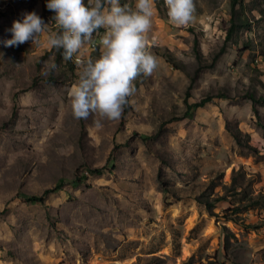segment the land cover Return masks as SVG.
Masks as SVG:
<instances>
[{
	"label": "rangeland",
	"instance_id": "obj_1",
	"mask_svg": "<svg viewBox=\"0 0 264 264\" xmlns=\"http://www.w3.org/2000/svg\"><path fill=\"white\" fill-rule=\"evenodd\" d=\"M231 1L194 0L177 27L153 0L157 68L110 121L74 118L69 97L105 29L75 61L44 38L7 47L27 13L59 29L47 0H0V264H264V0L226 40Z\"/></svg>",
	"mask_w": 264,
	"mask_h": 264
},
{
	"label": "clouds",
	"instance_id": "obj_2",
	"mask_svg": "<svg viewBox=\"0 0 264 264\" xmlns=\"http://www.w3.org/2000/svg\"><path fill=\"white\" fill-rule=\"evenodd\" d=\"M165 4L170 22L177 27L193 22L194 0H165ZM46 7L55 12L52 20L59 31H52L51 23L33 11L25 14L22 22L14 21L13 37L5 45L19 46L29 41L40 45L44 38L48 47L64 49V58L71 60L86 48L94 33L105 29L100 58L88 60L69 97L76 119L99 114L110 121L119 120L136 93L134 82L141 76H151L158 65L149 51L147 35L152 27L153 0H136L135 10L122 6L120 0H47ZM95 125L102 127L100 120Z\"/></svg>",
	"mask_w": 264,
	"mask_h": 264
},
{
	"label": "trees",
	"instance_id": "obj_3",
	"mask_svg": "<svg viewBox=\"0 0 264 264\" xmlns=\"http://www.w3.org/2000/svg\"><path fill=\"white\" fill-rule=\"evenodd\" d=\"M122 1V0H121ZM232 10H231V16H230V26L227 29V33H226V40H230L233 36V34L238 30V29H245V30H251L252 29V23L249 21L250 19L247 17V15L245 14V8L247 6V3L245 2V0H232ZM238 5H240V7H238ZM95 51L99 49L98 46H95ZM60 51L62 52V56L64 57V49H60ZM94 51V52H95ZM224 51V49H221V52ZM220 54V53H219ZM198 58L199 60L202 61V57L200 52H197ZM165 56L167 57V59L170 62H175L174 57L172 56V54L170 52L166 53ZM218 57V54L214 57V61L216 60V58ZM73 61L76 60V55L73 56V58L71 59ZM71 60H67V61H71ZM249 96L251 97V99L253 101H256V97L253 94H249ZM210 97H206L204 99H201L198 102H195L193 104H189V109L186 113V117H192L193 116V110L197 107V106H201L203 104H205V102L207 100H209ZM234 135L236 137L237 140L241 139V130L237 129V131H233ZM104 168V167H103ZM103 168L102 167H94V168H89L88 172L90 173H101L103 172ZM82 180H86L87 179V173H84L82 175ZM80 180V179H79ZM238 186L241 187V189H243L245 187V183H239ZM56 189V187L51 188V189H47L44 193H42L39 196H32L30 197L31 200L33 201H39L44 203L45 199H46V194L52 190ZM253 199V197H251V200ZM218 200V199H217ZM208 208L212 209L214 206V202L210 201V200H206L205 201ZM258 203V200L251 202L247 205L246 209L250 208L251 206H253L254 204ZM219 212V211H217ZM239 215H237L236 217L233 218V220L235 221L236 224H240L239 222ZM242 224H244L247 227H252V228H257L258 226L254 223H246L245 221L242 222ZM224 229L225 231H227V227L224 225Z\"/></svg>",
	"mask_w": 264,
	"mask_h": 264
},
{
	"label": "built area",
	"instance_id": "obj_4",
	"mask_svg": "<svg viewBox=\"0 0 264 264\" xmlns=\"http://www.w3.org/2000/svg\"><path fill=\"white\" fill-rule=\"evenodd\" d=\"M100 41H101V39H96V41L93 43V44H99L100 43Z\"/></svg>",
	"mask_w": 264,
	"mask_h": 264
}]
</instances>
